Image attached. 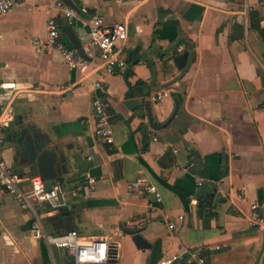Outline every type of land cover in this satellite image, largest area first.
Instances as JSON below:
<instances>
[{
  "label": "crops",
  "instance_id": "0c3cea01",
  "mask_svg": "<svg viewBox=\"0 0 264 264\" xmlns=\"http://www.w3.org/2000/svg\"><path fill=\"white\" fill-rule=\"evenodd\" d=\"M63 1L77 9L71 23L53 0H22L0 17L4 156L28 191L42 152H53L55 175H41L62 189L57 205L24 206L0 188V264H71L65 248L35 236V221L48 235L106 239L109 264L174 255L192 264L193 249L207 264H264L251 211L264 200L263 0ZM95 15L128 26L125 72H106L88 31ZM50 16L85 68L46 50ZM97 80L111 101V143L95 133ZM138 178L156 183L162 201L130 192Z\"/></svg>",
  "mask_w": 264,
  "mask_h": 264
},
{
  "label": "built area",
  "instance_id": "2783aa9c",
  "mask_svg": "<svg viewBox=\"0 0 264 264\" xmlns=\"http://www.w3.org/2000/svg\"><path fill=\"white\" fill-rule=\"evenodd\" d=\"M22 0H0V17L12 10ZM119 3L124 0H113ZM57 6L63 7V14L71 23L77 15L74 6H64L63 0H53ZM264 4V0H263ZM81 10L87 12V8L82 6ZM47 36L44 41L46 50H56L61 53L63 59L69 64L70 68L83 69L86 67V60L79 54V50L68 45L64 41V34L60 23L55 16H50L46 24ZM88 31L91 41L99 49V55L103 61L106 72L116 73L125 72L128 64L123 51V44L128 36V26L123 22L107 24L101 16H93L88 23ZM95 94L93 97V110L96 118V136L107 143L114 141L113 123L109 113L110 99L105 95V87L100 80L95 82ZM10 88L6 82H0V99ZM162 94H154L152 100L161 98ZM157 140V136L154 137ZM92 180V177H90ZM23 179L15 173L11 165L4 156L2 140L0 139V188L7 190L19 199L24 206L31 205L32 200L38 202H51L57 205L60 201L62 189L59 185H53L48 189L46 180L41 174L31 176L29 181L30 189L24 190ZM130 192H147L153 195L156 201H162V193L158 185L154 182L142 178L134 179L128 185ZM196 202V200H194ZM253 223L264 228V200L255 201L251 205ZM173 227V224H170ZM35 236H45L50 244L66 249L67 254L80 264H100L105 263L111 258L116 257L115 247L104 238L86 237L79 234L77 229H69L67 232L58 235H48L44 233L40 222H34ZM189 263L207 264L206 256L202 250H188ZM178 258L174 255L160 260L157 264H173ZM55 264H66L56 262Z\"/></svg>",
  "mask_w": 264,
  "mask_h": 264
},
{
  "label": "water",
  "instance_id": "95a60500",
  "mask_svg": "<svg viewBox=\"0 0 264 264\" xmlns=\"http://www.w3.org/2000/svg\"><path fill=\"white\" fill-rule=\"evenodd\" d=\"M68 3H72L68 0ZM55 158L54 153L51 151H43L40 156V172L45 177H52L55 175L54 167L52 164V160ZM194 162L196 164L195 169L197 170L200 167V161L199 159H194ZM47 188L50 190L53 187L51 180H46ZM136 243L140 246H145V240L140 235L135 236ZM70 263L75 264V259L73 257L70 258ZM100 264H109V262L100 263Z\"/></svg>",
  "mask_w": 264,
  "mask_h": 264
}]
</instances>
